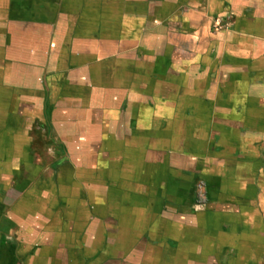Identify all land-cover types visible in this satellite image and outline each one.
<instances>
[{
	"label": "crops",
	"instance_id": "obj_1",
	"mask_svg": "<svg viewBox=\"0 0 264 264\" xmlns=\"http://www.w3.org/2000/svg\"><path fill=\"white\" fill-rule=\"evenodd\" d=\"M0 264H264V0H0Z\"/></svg>",
	"mask_w": 264,
	"mask_h": 264
},
{
	"label": "rangeland",
	"instance_id": "obj_2",
	"mask_svg": "<svg viewBox=\"0 0 264 264\" xmlns=\"http://www.w3.org/2000/svg\"><path fill=\"white\" fill-rule=\"evenodd\" d=\"M197 197H198V199H201V197H202L201 192H198Z\"/></svg>",
	"mask_w": 264,
	"mask_h": 264
}]
</instances>
